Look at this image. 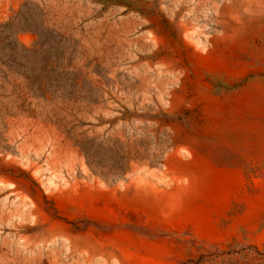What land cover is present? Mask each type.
Segmentation results:
<instances>
[{
  "label": "rangeland",
  "instance_id": "1",
  "mask_svg": "<svg viewBox=\"0 0 264 264\" xmlns=\"http://www.w3.org/2000/svg\"><path fill=\"white\" fill-rule=\"evenodd\" d=\"M264 264V0H0V264Z\"/></svg>",
  "mask_w": 264,
  "mask_h": 264
},
{
  "label": "trees",
  "instance_id": "2",
  "mask_svg": "<svg viewBox=\"0 0 264 264\" xmlns=\"http://www.w3.org/2000/svg\"><path fill=\"white\" fill-rule=\"evenodd\" d=\"M202 260L201 259H198L195 264H201Z\"/></svg>",
  "mask_w": 264,
  "mask_h": 264
}]
</instances>
